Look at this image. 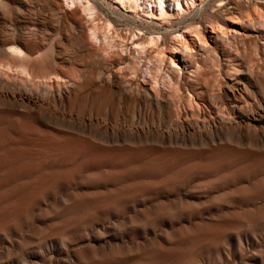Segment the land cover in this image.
<instances>
[{
  "label": "rangeland",
  "instance_id": "1",
  "mask_svg": "<svg viewBox=\"0 0 264 264\" xmlns=\"http://www.w3.org/2000/svg\"><path fill=\"white\" fill-rule=\"evenodd\" d=\"M226 1L216 2L215 8L198 17L196 24L206 38L203 45L188 29L182 31L191 43L189 49H173L174 36L170 34L158 43L166 54L162 53L160 58L165 56L168 60L176 56L178 67L169 64L167 72L172 68L179 71V92L163 87L159 78L141 75L145 60H153L148 61V67L159 64L154 54L157 49L142 54L131 45V50L132 41L126 39L129 30L123 22L117 29L124 37L114 47L109 45L111 48L98 45L100 42L89 35L91 24L87 19L80 21L81 30L65 25L54 35L52 43L43 44L44 62L51 63L53 59L60 69L82 72L83 76L72 78L76 83L75 95L57 103L53 112L67 123H81L85 131L96 130L93 132L96 138L87 139L86 132L55 125L42 128L61 141L45 135L39 139L33 133L16 134L13 123L9 128L0 127V138L6 142L0 146V152L9 157L19 156L28 165L43 162L35 173L18 178L17 184L23 190L0 205V264H264V27L243 17L255 5L264 10V0H235L227 6L231 12L228 15L217 8ZM127 13L133 15L135 24H152L153 19L145 13ZM183 15L168 20L155 18L159 23L152 24V28L169 33L178 29L177 20ZM230 16L236 18L233 22L236 30L227 29L225 34L211 27L213 23L225 26ZM150 51L154 53L151 55ZM120 58L124 59L121 72ZM136 63H140L138 71L132 75L131 68ZM109 69L123 83L127 80L124 85L148 93V97L132 101L107 92L102 83L98 84L97 75ZM63 83L55 84L52 89L57 92L70 86ZM178 93L184 95L181 100ZM190 95L199 100L194 107L188 101ZM226 107L234 113L232 121ZM130 126L138 129L134 131L137 133L133 142L101 143L103 135L112 136ZM199 126L204 129H198ZM68 139L78 143L81 140L79 145L85 143L92 149L76 155L78 144L68 150L59 145ZM65 173L73 178L68 179V174L63 178ZM59 174H63L61 179ZM41 190H45L43 195L37 197ZM12 207L15 208L9 210ZM15 215L17 220L12 223Z\"/></svg>",
  "mask_w": 264,
  "mask_h": 264
},
{
  "label": "bare ground",
  "instance_id": "2",
  "mask_svg": "<svg viewBox=\"0 0 264 264\" xmlns=\"http://www.w3.org/2000/svg\"><path fill=\"white\" fill-rule=\"evenodd\" d=\"M222 1L223 0H0V127H2V126L5 125V126H8V128H9V125H11L13 123L14 126H13V129L12 128L11 129L13 130V132L16 131V134L17 133H28V134L33 133V134L37 135L39 137V139H44V137H45V138H48V139L59 140V137L55 136L54 133L49 132V131H47V130H45V129L42 128V127L47 126V125H55L58 128L60 127V129L63 128V127H66L68 129H71L72 131H73V129H75L74 132H76V131H78L80 133L81 132L82 133L86 132V135L85 136L87 137V139H95L96 138L95 135H93V132L96 131L95 129H94L95 131L91 132L92 130H89V129L86 128L89 131H87V130L85 131V130H83L85 128H83L84 126L81 123H74V121H73V124L67 123V122H65V120L60 119L57 116L58 114L56 115V113H54L55 111L53 112V109H54V107L56 106L57 103L62 102L65 99H68L70 96L72 97V95H75V88H74V86L76 85V83L74 82V80H72V78L73 77H76V78L83 77L82 74H81L82 72L81 73L80 72L79 73H76V72H71L70 69H67V70L60 69L56 65L55 60L52 59L51 63H49L47 61L44 62L43 56L41 55V49H42L43 44L49 43L53 39L54 35L57 34V32L59 30H62V28L65 25H69V26L72 25L73 27H75L76 30H81L82 29V26H81L80 21L81 20H84V19H87V21L90 22L89 24H91L89 26V28H88L89 30H87V31H90L89 32V35L91 37H93L94 40H97V42L98 41L100 42V43H98V45L100 44L103 47H106L107 46V48L109 47V45H112L113 46V45H115V43H121L119 39L123 38L124 36L118 31L117 27L119 26V24L121 22H123L124 25L127 26V29L129 30V32L128 31H124V32H128V34L126 35L127 36L126 39L127 40L130 39L132 41V42L130 41L131 42L130 43V49L131 50H133L131 48V45L133 46L134 50H136V52L142 53V54L143 53H146V52H149V50H152L153 48H156L157 49L156 51L153 50L154 52H156V53H154V52L153 53L156 54L155 57H157V59L156 58L155 59H156V61L159 64L157 66H154V67H148V66H146V65H149L147 63H149V62L151 63L153 60L152 61H151V59L145 60V61H147V63L144 61L145 62L144 65H143L144 67L142 66L143 69H141L143 73L141 75L147 74V76H148V74H149L150 75L149 77H151L154 80L157 79V78H159L162 81L160 83L163 84L162 85L163 87H172L177 92H179L181 90L180 89V82L177 80V77H178L177 72H179V71L176 70V69H174V68H172V71L170 70L171 72H167V68H169V67H167V65L174 64V65H177L176 67H178V61L175 58L176 56L175 57L174 56H170L169 58L167 56L168 60L167 59L166 60L164 59L165 56L164 57L161 56V58L159 57L160 55H162V53H163V55H166V54H164L162 48L161 49L159 48L160 41L162 42L164 40L165 35L170 34L171 36L172 35L174 36L173 37L174 38V40H173L174 43L173 44L171 43L173 49H179L181 47H184V48L189 49V48H191V43L187 39V37L185 36L184 32L182 31V30L188 29L190 31V33H192V35L193 34L195 35V38L197 39V41L201 42V44L202 43H206V38L203 35L200 26H198L196 24L197 19H198V17H201L202 15L208 13L210 9L215 8V5L214 4L216 2H222ZM234 1L235 0H227L224 5H222V6L220 5V6L217 7L218 8V11L225 12V15L230 14L231 12L227 9V6L230 5V4H232ZM217 5H218V3H217ZM121 7H122V9H121ZM123 9H125L126 11H124ZM127 12H130V13H134V12H136V13H145V14L149 15L153 19L151 21L152 24L159 23V21H155V18H158V17L161 18L162 20L163 19L168 20V19H170L172 17H175L176 15H179V14L180 15L181 14H184V15L182 16V18L180 20H177L176 19L178 21V23H179L178 29L170 30L169 33H168V32H161L159 30H156V29L152 28V24H147V25L142 24V23L141 24H135V21L132 18L133 15L132 16H129L130 14H128ZM186 13H188V14L185 15ZM243 17L246 18V19H248L249 21L250 20L251 21H255V22L259 23L262 27H264V10L261 7L257 6V5L253 6L248 12H246L243 15ZM230 19H231L230 21H226L225 26L223 24L221 25L220 23H215V24L213 23L212 24L211 22H210L209 25L212 24V26H211L212 28H214V29L217 28V29L220 30V32H223V33L226 34L227 29H229V30L230 29L236 30V26L233 24V22H235L236 18L235 17H231ZM238 20H239V18H237V21ZM84 22H86V21H84ZM90 36H89V38H90ZM195 38L193 39L194 41H195ZM123 40L124 39H122V41ZM51 43H52V41H51ZM126 47H127V45H126ZM128 47H129V45H128ZM107 48H106V50H107ZM109 48H111V46ZM109 50L110 49H108V51ZM104 52L107 53L105 50H104ZM150 53H151V51H150ZM150 53H148V54H150ZM153 53H151V55ZM112 54H113V52H112ZM133 54H135V53H133ZM147 58H149V57L147 56ZM123 60L124 59L120 58L118 60V62H121V61L123 62ZM107 62H109V61H107ZM122 62L119 63L120 72H121V69H123V67L122 68L120 67V65L122 64ZM135 62H137V61H135ZM139 62H141V61H139ZM107 64H109V63H107ZM124 64L125 65L126 64L129 65V63H126V62ZM132 64H133V62H132ZM139 65H140V63L139 64L136 63V66L135 67L132 66L133 68H131L132 69V73L130 72L131 69H130L129 72L132 75L136 74V72L138 71L137 68L139 67ZM113 66H115V65H113ZM112 68H114V67H112ZM115 68H116V71H117L118 68L117 67H115ZM126 68H127V66L124 69L126 70ZM155 68H156L155 73L152 74V70L155 69ZM128 69H129V67H128ZM101 70H104V69H101ZM107 71H102V72L98 73V75H97V78L99 80V83L98 84H101L102 83L103 89H105L107 92L115 93L116 95H119V96H121V97H123L125 99H132V101L135 98L137 99L139 97L140 98L141 97H148V95H147L148 93L147 94L140 93L139 91L131 90L129 87H127L126 85H124L127 80L126 81L124 80L125 83H123L122 79L119 78V76H117V74H115L113 72V69H112V71H110V69H109L108 72ZM117 73H119V71ZM118 75H120V74H118ZM125 75H126V73L123 72V77ZM141 75H139V76H141ZM3 76H6L7 78L6 77L3 78ZM131 77H133V76H131ZM144 77H146V75ZM10 78H15V80H12V79L10 80ZM151 78H148L147 80H149ZM16 79H20V81L22 83H19ZM145 80H146V78H145ZM61 82L69 83L70 86L67 87V88L65 87L66 90H61L62 88L60 89V91L57 90V92L55 90H53L54 89V85L55 84L58 85ZM146 82H150V81H146ZM64 83L62 85H64ZM130 83L133 84V82H130ZM138 83H137V85H138ZM155 84H156V82H155ZM31 85H35V88L34 87L32 88ZM58 86H60V85H58ZM45 87H48V89L45 88ZM86 87H88V85ZM93 88H91V89H93ZM242 88H245V86H243ZM103 89H102V91H103ZM159 90H160V88H159ZM168 90H170V89H168ZM95 91H97V90H95ZM240 91L241 90L238 89V91H237V89H236V92H239L240 93ZM92 92L94 94L96 93V92H94V90ZM98 92H99V90H98ZM159 92H161V90ZM101 93H103V92H101ZM101 93H99V94H101ZM182 94H184V93H182ZM186 94H188V93H186ZM105 95H106V92L104 93V96ZM177 95H178V99L179 100H181L183 98V96H184V95L182 96L180 93H178ZM91 96H93V94ZM195 96H196V94H195ZM232 96L233 97L236 96L235 92H232ZM188 97H189V95H188ZM98 99H100V98H98ZM184 100L185 99H183V102H184ZM188 101L190 103V106H193L194 103L195 104H198L197 102L199 100L198 101H195V99L192 98V95H190V98H189ZM152 102H153V100H152ZM177 103H179V102H177ZM18 109L19 110L22 109L23 111H21V110L19 111ZM225 109H226V113L229 114L228 119L231 120V117L234 116L233 111L231 113L230 112L231 111V108H228V107H226ZM222 114L224 115V113H222ZM62 115H64V114H62ZM244 118H246V116ZM64 119H65V117H64ZM223 123L225 124L226 122H223ZM135 127L134 126H130L127 130H124V131H121V132L117 130L119 133L116 131L117 134H113L112 136H104V135L102 136L101 135L102 138H100V136H99V138L101 139V141H102L101 143L102 144H106V143H108V144L111 143V144H115V145H118V144H126V143L129 144V142L130 143L133 142V139L135 138V137L133 138L134 133L135 134L137 133V132H134V131H136V130L138 131V129L135 128ZM142 127H144V126H142ZM156 127H158V126H156ZM201 127L199 126L198 129H200ZM108 129H109V127H108ZM123 129H125V128H123ZM157 129H156V132L159 131V130L157 131ZM201 129H204V128H201ZM6 130L7 129H5V131ZM64 130H65V128H64ZM139 130H141V129H139ZM154 130H152V131H154ZM191 131H192V129H191ZM199 131H201V130H199ZM195 133H197V132L195 131ZM96 134H97V132H96ZM145 136H147V135H145ZM136 137H139V136H136ZM141 139H143V138H141ZM27 140H29V139H27ZM30 140H29V143L30 142H33V140H31V141ZM14 141H16V140L14 139ZM59 141H61V140H59ZM79 141L80 142L78 143L77 141L75 142V141H73L71 139H68V140L62 141L63 144H59V145L61 146L62 149L68 150V149H72L73 147L76 148L77 146H75V145L76 144L79 145L81 143V140H79ZM18 142H20V140ZM21 142H22V140H21ZM103 142H105V143H103ZM178 142H180V141H178ZM5 143L6 142H4L2 140V138H0V146H2V145L5 146ZM10 143H12V141ZM159 143H161V142H159ZM160 145H162V144H160ZM155 146H156V144H155ZM89 149H92V146L85 145V143H84L83 145H79L78 148H76L75 154L76 155L82 154V153L86 152ZM18 150H14V152L15 151H18ZM31 150H33V149H31ZM49 159H50V157H49ZM97 160L99 161V159H97ZM100 160H102V159H100ZM73 161H74V159H73ZM92 161H94V160L92 159ZM138 161L139 160H137V162ZM40 162L41 163L38 164L39 166L38 165H34V164L28 165L25 162H23V159L20 158L19 156L18 157L17 156L16 157H12V156L9 157V156L4 155L3 152H0V205L3 204L6 201L12 199L21 190H23L22 189L23 186L20 185V184H17L18 183L17 182L18 178H20L22 176H25V175H28L29 173H32V172L35 173V171L36 170H39L38 168L43 163L42 161H40ZM44 163H46V162H44ZM86 164L88 165L87 162H86ZM86 164L84 163L85 166H86ZM172 167H173V165H172ZM78 168H80V167H78ZM112 168L114 169V166ZM81 170L79 169V171H81ZM145 170L146 169L143 168V171L144 172H145ZM55 171L56 170H54V172ZM137 171H138V173H140L139 172V169ZM137 171L134 170L133 173L134 172L137 173ZM140 171H142V169ZM75 172L76 171H74V174H76ZM66 174H68V173H65V175L62 174L63 175V178H64V176H66V177L70 176L69 174H72V173L69 172L68 176ZM131 174H132V171H131L130 175ZM60 175L61 174H59V177H60ZM110 175L113 176L115 174L114 173L113 174L111 173ZM125 175H126V173L123 176H125ZM130 175L129 176L126 175V176H128V178H132V177H130ZM158 175H159V172H158ZM183 175H185V174H183ZM120 176H121V174L119 175V177ZM123 176H121V177L124 178ZM185 176H183V177H185ZM54 177L59 178L57 175L56 176L54 175ZM72 178H73V176L72 177L70 176V178H68V179H72ZM108 178H110V177H108ZM60 179H61V177H60ZM68 179H66V180H68ZM66 180H65V182H66ZM95 180L96 179L94 178V181ZM100 180H102V179H100ZM56 181H57V179H56ZM90 181H91V179H90ZM94 181H93V183H94ZM176 181H178V180H176ZM53 182H54V180H53ZM170 184H171V182H170ZM172 184H173V182H172ZM32 185L33 184H31L29 186L32 187ZM165 185H166V183H165ZM16 186H18V187L21 186V187L18 188ZM72 188H73V186H72ZM130 189H132V188H130ZM134 189H135V187H134ZM45 190H41L38 194H36L37 197H41L43 195V193H44ZM28 197H30V196H28ZM63 197H66V196L63 195ZM53 203L51 202V204H53ZM19 207H21V206H19ZM13 208H15V207L10 208L9 210H11ZM21 210H23V209H21ZM40 212H41V210H40ZM3 214H4V212H3ZM21 214H24V213H21ZM33 215H35V214H33ZM166 215H168V214H166ZM16 218L17 217L15 215L14 218H13L12 223L13 222L15 223V219ZM23 219H24V217H23ZM39 225H41V224H39ZM4 226H5V223H4ZM2 228H4V227H2ZM27 233H30V231H27ZM22 235H24V234L22 233ZM102 241H103V239H102ZM82 242H84V241H82ZM108 245H109V243H108ZM52 247H54L53 244H52ZM66 247H68V246H66ZM55 250H57V248ZM103 250H105V249H103ZM33 254L35 255V253H33ZM48 255H50V253ZM51 255H52V253H51ZM65 256H66V254H65ZM67 257H69V255ZM120 258H121V256H120ZM109 259H111V258H109ZM100 261L103 262V260H100ZM100 261H99V263H100Z\"/></svg>",
  "mask_w": 264,
  "mask_h": 264
}]
</instances>
